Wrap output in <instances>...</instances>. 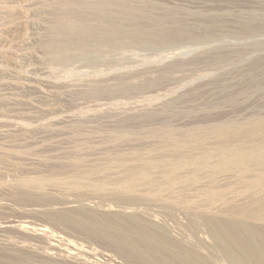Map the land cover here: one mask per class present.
<instances>
[{
    "label": "rangeland",
    "instance_id": "1",
    "mask_svg": "<svg viewBox=\"0 0 264 264\" xmlns=\"http://www.w3.org/2000/svg\"><path fill=\"white\" fill-rule=\"evenodd\" d=\"M258 127L264 0H0V264H228Z\"/></svg>",
    "mask_w": 264,
    "mask_h": 264
},
{
    "label": "bare ground",
    "instance_id": "2",
    "mask_svg": "<svg viewBox=\"0 0 264 264\" xmlns=\"http://www.w3.org/2000/svg\"><path fill=\"white\" fill-rule=\"evenodd\" d=\"M257 133L264 138V129H262L261 127L257 128ZM221 133V132H220ZM243 135L244 134H255L253 130L250 129H246L244 132H242ZM242 135H239L238 138H236V140H241ZM259 137V136H258ZM264 140V139H263ZM250 149V148H249ZM248 149V146L244 145H231L229 149H227L226 153H225V158L227 160V162L229 164L232 163H236L238 161H249L252 162L254 164H258V162H260L261 160L264 161V143L262 145L259 146H253L250 150ZM222 159V158H221ZM220 161V160H219ZM261 161V162H262ZM264 163V162H263ZM240 164V163H239ZM242 164V163H241ZM238 165V164H237ZM236 165V166H237ZM244 165V164H242ZM252 165V164H251ZM250 165V166H251ZM235 166V165H232ZM262 166V165H261ZM261 166L258 167L260 168ZM217 167V165H216ZM225 167V166H224ZM231 166H229L228 169H230L229 171H231ZM238 167V166H237ZM253 167V165H252ZM257 167V166H256ZM245 168V166H244ZM247 168V167H246ZM218 168H216L217 170ZM224 169V168H223ZM233 169V168H232ZM252 169V168H251ZM255 169V167L253 168ZM252 169V170H253ZM214 170V169H213ZM225 170V169H224ZM234 170V169H233ZM235 170H237L235 168ZM241 169H239L240 171ZM226 171V170H225ZM228 171V172H229ZM248 172L249 169L247 170ZM255 171V170H253ZM252 171V172H253ZM258 171V170H257ZM255 171V172H257ZM262 172V170H260ZM217 172H220L219 170ZM223 172V171H222ZM244 172V171H243ZM260 172V173H261ZM251 173V172H250ZM254 173V172H253ZM232 174V173H231ZM235 173H233L234 176ZM239 174V173H238ZM249 174V173H248ZM252 174V173H251ZM257 174V173H256ZM242 175V174H241ZM255 175V174H254ZM261 175V174H260ZM240 176V174H239ZM235 177V176H234ZM238 177V175L236 176ZM241 177V176H240ZM254 177V176H253ZM252 177V178H253ZM257 177V178H256ZM254 178H256V182L257 183V188L259 189H264V177H260L258 178V176H256ZM245 178V176L243 177ZM249 179V177H246ZM251 178V177H250ZM242 179V178H241ZM247 179V180H248ZM234 180V179H233ZM251 180V179H250ZM253 180V179H252ZM248 184V183H247ZM252 184V183H250ZM252 186V185H250ZM249 186V187H250ZM246 188V185L244 186ZM243 187V188H244ZM248 187V188H249ZM253 187V186H252ZM256 187V185L254 186ZM256 188V189H257ZM246 189H244L245 191ZM263 191V190H262ZM244 193H247L246 191ZM253 195V194H252ZM260 196V194H259ZM252 203V202H251ZM254 207L256 208V210H261L264 208V196L263 197H259L257 200H255L253 202ZM241 209V208H240ZM255 210V209H254ZM237 211V210H236ZM232 210L233 212H236ZM246 213V210H243ZM251 211V210H250ZM231 212V211H230ZM229 212V213H230ZM238 212V211H237ZM249 212V211H248ZM253 212V211H252ZM262 212V211H261ZM244 213V212H243ZM242 212L237 213L240 217L241 216H245V214L243 215ZM260 213V212H259ZM234 214V213H233ZM232 214V215H233ZM229 215V214H228ZM251 217H252V213H251ZM238 219V218H236ZM257 223V222H256ZM252 224V223H251ZM261 225V224H259ZM258 227V226H257ZM210 228V233L212 235V237L215 240V243L217 245H226L227 248V252H225V256L226 259L228 260V264H264V244H261L259 242H257L256 240H254V231L252 230V228L247 227L246 225L240 223V222H236V221H227L225 223H218V224H210L209 226ZM222 229L224 231V235L225 237L222 239L221 238V232ZM256 236V235H255ZM263 236V235H261ZM144 238L145 241H150V239L148 237H142ZM258 238V237H257ZM264 239V238H263ZM128 242V239H127ZM130 242V240H129ZM116 243V242H115ZM126 244V243H125ZM131 244V243H130ZM131 246V245H130ZM127 249V248H126Z\"/></svg>",
    "mask_w": 264,
    "mask_h": 264
}]
</instances>
